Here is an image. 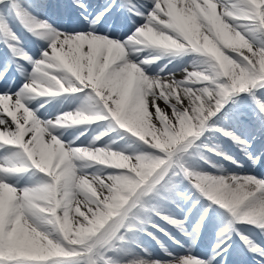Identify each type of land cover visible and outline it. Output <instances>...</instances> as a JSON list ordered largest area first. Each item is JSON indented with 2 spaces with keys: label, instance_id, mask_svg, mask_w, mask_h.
<instances>
[{
  "label": "snow or ice",
  "instance_id": "obj_1",
  "mask_svg": "<svg viewBox=\"0 0 264 264\" xmlns=\"http://www.w3.org/2000/svg\"><path fill=\"white\" fill-rule=\"evenodd\" d=\"M50 7L0 0V264H264V0Z\"/></svg>",
  "mask_w": 264,
  "mask_h": 264
},
{
  "label": "bare ground",
  "instance_id": "obj_2",
  "mask_svg": "<svg viewBox=\"0 0 264 264\" xmlns=\"http://www.w3.org/2000/svg\"><path fill=\"white\" fill-rule=\"evenodd\" d=\"M94 3H97V4H101L104 2V0H93ZM68 3V0H53L52 2L49 1V4L52 5V7H50L48 10H47V15L55 22L57 23H60V22H63L65 17L62 16L61 18L59 17V15H57L56 13H63V8H57L55 7L56 5H64V4H67ZM242 162L243 161V158L241 159ZM209 235L210 234H206L204 235V239H203V242H206L208 239L206 238H209Z\"/></svg>",
  "mask_w": 264,
  "mask_h": 264
},
{
  "label": "rangeland",
  "instance_id": "obj_3",
  "mask_svg": "<svg viewBox=\"0 0 264 264\" xmlns=\"http://www.w3.org/2000/svg\"><path fill=\"white\" fill-rule=\"evenodd\" d=\"M237 154L240 156V154L237 152ZM241 157V156H240ZM163 226V225H162ZM161 239L164 240L163 235L161 234ZM166 242V241H165ZM149 243V244H148ZM151 243V244H150ZM170 247H171V243L168 241L166 242ZM145 244L153 251L154 254L156 255H162L161 251H160V247L156 244V242L154 240L151 239H146L145 240ZM210 244V242H207V245ZM205 246V244H204Z\"/></svg>",
  "mask_w": 264,
  "mask_h": 264
}]
</instances>
